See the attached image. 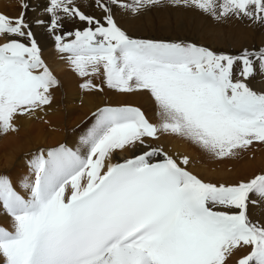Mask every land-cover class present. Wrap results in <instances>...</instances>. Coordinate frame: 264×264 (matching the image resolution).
I'll use <instances>...</instances> for the list:
<instances>
[{"label": "snow or ice", "instance_id": "6c2138e0", "mask_svg": "<svg viewBox=\"0 0 264 264\" xmlns=\"http://www.w3.org/2000/svg\"><path fill=\"white\" fill-rule=\"evenodd\" d=\"M95 3L105 14L103 24L81 12L75 0H49L47 31L57 51L68 54L82 77L102 67L110 89L150 93L160 122L150 123L138 108L99 109L80 139L86 156L64 145L33 156L34 179L21 184L26 197L0 176V208L11 222V230L0 227L3 264H225L227 255L243 246L251 252L238 264H264V226L248 217L249 204L256 203L250 196L264 200V175L217 186L155 148L109 163L101 174L106 157L137 144L147 147L144 138L158 133L188 139L216 158L234 156L235 149L254 141L264 143V92L246 83L257 71L264 75V47L225 55L190 43L134 39L117 25L110 5L136 14L162 0ZM190 3L217 20L236 16L264 23V0ZM24 16L0 15V38L6 41L0 44V133L17 131L16 117L50 105L49 90L58 83ZM64 19L88 27L57 34ZM66 37L74 39L65 42ZM90 87V82L81 85ZM157 156L164 159L152 162ZM180 163L187 165V158Z\"/></svg>", "mask_w": 264, "mask_h": 264}, {"label": "rangeland", "instance_id": "374dc122", "mask_svg": "<svg viewBox=\"0 0 264 264\" xmlns=\"http://www.w3.org/2000/svg\"><path fill=\"white\" fill-rule=\"evenodd\" d=\"M220 2L221 0H216L217 5H219ZM120 3L122 5L132 6L134 5V0H120ZM23 4L27 5L26 9L22 7ZM48 6L49 0H0V15H4L5 17L15 20L20 17L22 12L25 13L24 19L29 24L31 31L33 32V35L41 49V58L58 82L56 87L49 90L52 95L51 104L44 106L43 110H37L30 116H24L27 122V124H25L27 129H29L32 125L36 127L41 124L48 132V134H42L40 138V140L43 141V143L41 142L42 144L35 142V133H33V136H31L32 142L24 143V146L26 144L28 147H25V151L20 153V155L17 153L13 158H11L10 155H5L3 153L2 149L5 148L2 147V144L5 146L7 143H12L15 146L20 144L16 142L19 137V132L23 131V127L19 124L20 120H22V118H20L21 116L16 117L13 121L17 131L0 133V176L7 177L13 188L19 194H21V191L22 193L24 192V196H27V192L19 185L25 181L21 179L16 183L13 179H11L14 172H18L20 175L23 174V169L18 166V163L24 164V167L29 170L28 182H30L34 179V176L30 171L29 163L33 156L35 154H39L41 150L46 153L50 149L59 148L61 145H64L66 148L74 152L78 151L82 156L87 155V151L84 146L81 145L80 139L95 123L94 113H96L99 109L105 107H133L138 108L141 112H143V108L124 104V102H122V96H124V93L118 91L115 92V89H113L111 94H106L107 92L103 87L104 85H102V81L98 85L90 82L94 87L82 89L81 85H83V83L85 84L92 81L88 80L86 76L82 77L79 75L78 80L82 79L81 81L83 83L80 82V86H75L73 90L74 95L68 99L65 89H62L63 85L59 82L60 75L67 68H74L71 67L72 65L67 60L68 54L57 51L54 36L47 31V27L50 23V15L46 12V8ZM75 6L85 15L92 16L103 24L105 14L96 6L95 0H75ZM110 7L112 8V15L117 25L128 36L134 39L163 41L168 43H190L197 47L209 49L216 54L225 55H238L244 49L256 51L261 47H264V23L248 19L246 17L238 18L236 16H229L217 20L214 19L210 13H205L193 6L190 3V0L188 3H184V0H177V2H174V0H162V3L160 4L145 6L136 14H133L130 7L124 8L111 5ZM218 12L219 7H217V13ZM197 19L198 22H196ZM37 20L44 21V24L37 25ZM211 21L213 24H220L223 26L228 24V29L221 30V26L219 25L218 29L212 27V24L208 26ZM61 23L62 28L60 32L57 33L60 35L68 32H75L76 30L83 31L86 27H88L85 22H80L79 20L64 19ZM233 26L239 27L240 30H230ZM243 27L247 28V32L243 33ZM38 31L47 35L51 39L50 45L41 46L42 40L36 38ZM72 39H74V37H66L65 42ZM4 42L6 41L0 38V44ZM22 42L25 44L29 43L27 40H23ZM235 67L238 71L239 65H236ZM257 74H259L258 71ZM257 74L246 81V83L254 91L264 92V75H261L260 77V74ZM95 100L100 102V104L95 107L96 109H93L92 105L96 102ZM67 109H74L77 113L82 111L85 113L80 117V121L73 125L72 122L74 118H69ZM143 114L145 113L143 112ZM54 133L59 134L62 138L60 142L52 143V141H49L50 136ZM168 137L169 136L166 135V138ZM146 139L148 140L147 137ZM46 143H52L53 145L47 146ZM155 148L158 149L161 147L159 145H155ZM234 152L237 154L234 156H228L232 158V162L229 165H226L223 170H221L220 167L219 169H217L218 167L209 168L208 165L198 162V166L195 168L201 170L200 180L205 183L216 184L217 186L221 184L225 186H234L242 182L247 183L257 175H264L263 171L262 173H256L255 175L250 176L252 168L257 167V169H259L261 166H264V143L254 141L253 144L246 149H235ZM164 154L167 155L165 152ZM10 163H13L14 165L8 167ZM197 178L199 179L198 176ZM250 198L256 203L249 204V206H252V208L248 207L249 220L252 223L264 226V200L259 199L255 195H251ZM213 210L230 211L220 207H216ZM3 215L5 214H3L2 208H0V219ZM259 217L260 220H258ZM9 224H11L10 221ZM0 227L11 230V227L6 225L4 226L0 224ZM243 249L246 250V247ZM243 249L241 247L240 250L237 248L234 251L241 252ZM244 251L237 255H227L225 264H238V261L242 257L251 252V247L247 246V250L245 251L246 254L243 253ZM0 264H3L2 258H0Z\"/></svg>", "mask_w": 264, "mask_h": 264}, {"label": "bare ground", "instance_id": "6f19581e", "mask_svg": "<svg viewBox=\"0 0 264 264\" xmlns=\"http://www.w3.org/2000/svg\"><path fill=\"white\" fill-rule=\"evenodd\" d=\"M198 16H200V15H198ZM196 22H198V19ZM211 24H212V27H214L216 29H218V25L221 26L220 27L221 30L228 29V24L226 26H223L220 24H213L211 21V23H209L208 26ZM230 30L239 31L240 28L233 26L232 29H230ZM242 31H243V33L247 32V28L243 27ZM37 33L38 34H37L36 38L42 40L41 46H48L51 44V39L47 35L39 32V31ZM215 47H218V46H215ZM71 67H73V66H71ZM89 71H91V69H89ZM257 75H259V74H257ZM259 76L261 77V74ZM78 77H79L78 73L74 69H70V68H67L66 70H64L60 75V81L59 82H61V84L63 85V88L62 87L61 88L65 89L66 96L68 97V99L72 95H74L73 90H74L75 86H80V84H81L80 82H82L81 81L82 79L78 80ZM86 77L88 78V80H92L89 82H91V83L93 82L96 85H98L102 81V85H104L103 87L105 88V91L107 92L106 94L109 95L112 93L113 89H110L105 83V77L103 75V68L102 67L100 68V71L98 73L90 75V76H86ZM115 92H116V90H115ZM122 97H123L122 102H124V104L131 105L134 107L137 106L139 108H143V112L145 113L144 115L150 123H152L154 125L159 124L160 120H159V117L157 115L158 109H157L155 101L151 97L150 93H148L147 91L140 90V91H133L130 93H124V96H122ZM118 100H119V98H118ZM70 101H71V99H70ZM115 102H117V101H115ZM118 102H120V101H118ZM99 104H100V102L96 101L94 103V105H92V108L96 109L95 107H97ZM67 110H68L69 118L70 117L74 118V120L72 122L73 125H75V123H78L80 121L79 120L80 117L85 113L84 111L77 113L74 109H67ZM20 118H22V120H20L19 124H21V127H23V131L19 132V137H18V140L16 142V143H20V144H17L16 146L13 145L12 143H7L6 146L4 144H2L3 145L2 147L5 148V149H2L3 153L5 155H10L11 158H13L17 153H19V155H20V153L25 151V149H26L25 147H28V146H26V144L24 146V143H31L32 142L31 136H33V133H35L34 137H35L36 143H38V142L43 143V141L40 140L42 134L43 133L48 134L46 129H44V127L41 124H40V126H36V127H34L32 125L29 127V129H27L26 125H25V124H27L26 118L24 116H21ZM32 119H33V117H32ZM58 126H59V123H58ZM166 135H168L169 137L166 138ZM51 136H50L49 141H52V143H58V142H60V140H62V138L59 136V134L54 133ZM74 137H75V135H74ZM144 139L146 141L147 147L137 144V146L134 149L116 150L114 153L111 154L110 157H106L104 160V167L101 169V174H103V172L107 171V166L109 163L115 164V163H119V162H125L128 159H132L137 155H141L144 152L155 148V145H159L161 148H158V149L161 150V152H163V153L165 152L168 155V157H171L172 159H174L180 167L184 168L186 171H188L192 175H194L196 177L198 176L199 179L201 178V174H200L201 170L198 168H195L198 166V162L204 163L205 165H208L209 168H215V167L217 168L218 167L217 169H219V167H220L221 170H223L226 167V165H229L232 162V158H230V157L216 158L215 156H213L210 153L206 152L205 150L201 149L198 145L193 144L190 140L185 139L183 137L176 136V135L167 134V133H158V136L155 139H153V138H148V140L146 138H144ZM49 141H47V142H49ZM21 143H23V144H21ZM52 143H50V144L46 143V145L47 146L53 145ZM7 152H8V154H7ZM185 158H187V160H188L187 165L180 163V161L185 159ZM94 159H95V157H94ZM163 159H164V156H157V157L153 158L152 162H155L157 160H163ZM12 165H14V164L10 163L8 167H11ZM18 166L22 167L23 174L20 175L18 172H14L11 179H13L16 183L21 179L24 180L25 182H28L29 170H27L24 167V164H22V163H18ZM263 171H264V166H261L259 169H257V167H254L251 169L250 176L255 175L256 173H262ZM221 172H223V171H221ZM229 175H230V173H229ZM82 183H86V179L83 180ZM19 186L21 187V183ZM23 193L21 191L22 196H24ZM70 194H71V188L69 186L66 188V196H70ZM249 207L252 208V206H249ZM258 220H260V217ZM9 221H10V218L7 215H3V216H1L0 224H2L4 226L6 225V226L11 227V224H9ZM245 247L247 250V246H245ZM245 247H242V249ZM240 248L241 247H239V250H240ZM244 250L245 249L241 250V252L233 250V252L231 254H233V255L241 254L242 251H244ZM245 251L243 252L244 254H246Z\"/></svg>", "mask_w": 264, "mask_h": 264}]
</instances>
